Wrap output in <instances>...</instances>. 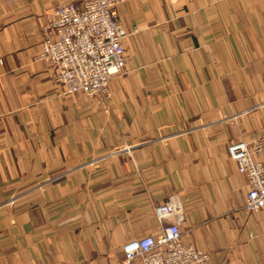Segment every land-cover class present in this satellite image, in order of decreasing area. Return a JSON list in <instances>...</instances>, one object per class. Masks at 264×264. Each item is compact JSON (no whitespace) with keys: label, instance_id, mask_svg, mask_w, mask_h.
Segmentation results:
<instances>
[{"label":"crops","instance_id":"0c3cea01","mask_svg":"<svg viewBox=\"0 0 264 264\" xmlns=\"http://www.w3.org/2000/svg\"><path fill=\"white\" fill-rule=\"evenodd\" d=\"M60 1L85 0H0V264H124L176 194L211 264H264L229 155L264 134V0H126V69L95 97L38 58Z\"/></svg>","mask_w":264,"mask_h":264},{"label":"built area","instance_id":"2783aa9c","mask_svg":"<svg viewBox=\"0 0 264 264\" xmlns=\"http://www.w3.org/2000/svg\"><path fill=\"white\" fill-rule=\"evenodd\" d=\"M126 0L60 1L41 43L39 60L55 69V80L64 93L87 97L109 96L110 82L126 69L124 39L129 31L117 19V8ZM264 134L252 141L232 142L229 155L239 173L248 179L247 211H264ZM16 197L12 198L15 201ZM162 233L131 239L123 247L124 264H211L209 252L182 238L184 203L172 195L154 208Z\"/></svg>","mask_w":264,"mask_h":264}]
</instances>
